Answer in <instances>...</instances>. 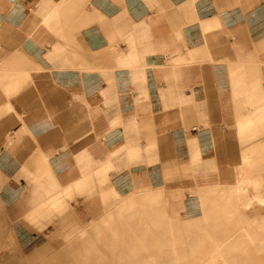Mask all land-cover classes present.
<instances>
[{"label":"crops","instance_id":"0c3cea01","mask_svg":"<svg viewBox=\"0 0 264 264\" xmlns=\"http://www.w3.org/2000/svg\"><path fill=\"white\" fill-rule=\"evenodd\" d=\"M255 59L264 63V0H0V77L6 67L7 86L37 105L34 111L53 107L54 121L48 117L38 134L46 153L69 139L98 172L121 148L112 163L126 170L108 174L122 184L153 159L150 141L160 147L158 159L177 155L182 169L221 163L235 151L229 137L239 121L264 120V85L238 76L239 66ZM232 86L236 102H251L238 111L235 129L222 113V89ZM17 124L10 135L21 142L29 130L23 119ZM78 169L76 161L65 177L89 176Z\"/></svg>","mask_w":264,"mask_h":264},{"label":"rangeland","instance_id":"374dc122","mask_svg":"<svg viewBox=\"0 0 264 264\" xmlns=\"http://www.w3.org/2000/svg\"><path fill=\"white\" fill-rule=\"evenodd\" d=\"M259 60H248V62L243 63V66H239L240 71L238 76L240 74H243L244 76L246 75L242 83H256L259 85H264V63L258 62ZM243 68H245L246 71H244ZM13 69L15 70L12 65L8 67V70L10 71H13ZM2 70L4 71L2 73H5L6 76L4 74L3 79L0 77V81L6 86L0 88V96H3L0 103V201L2 200L3 202V205H0V222L1 225L2 223H5V227H8V234L12 233L11 237H9L12 238V240L8 237H5L7 231L0 234V236H3L4 238L0 239V254H4L3 257H0V264H6L8 261L18 259V255L15 256L16 254L24 252L26 255H28L33 251L36 252V249L38 250V248L41 251V254H39V256L37 254L36 258L39 257V260L33 258V254V257H30L31 260L29 259V262L32 264V259H34V264H48L47 259L50 250H48L49 247L47 245L50 243V246L55 244V242L58 241L56 240V237L63 239L67 235L73 236V238L82 235H84L83 237L93 235V230L90 229L91 224H89V221H91L92 218H95L97 215L98 217L96 218L99 219L103 212L109 211L115 204V197L117 196L126 197L129 194H133V197H135L136 194V197L133 199L134 205L128 210L129 213L135 211L137 213H143L145 204L150 203L152 206H156V209L158 207V212H162V216L164 217V215L169 214V204H166V199L168 197L167 190H169V188L183 189L184 197H186L187 195H190L189 189L195 183L205 184L206 180L208 179L212 181L218 180L220 182L221 180L225 181L234 176V168L237 166V161L241 159V157H248L249 155L252 156V158L249 159L248 163L250 166L248 169H252V172L254 171L264 173V120H260L255 125L257 127H255L256 130L244 129L242 132H240L241 129H239V132L229 137V140L231 141L230 145L236 146V150L228 151L221 163L217 161H211V163L207 165L205 164L206 162L201 161V168L183 167L182 169V161L178 160L177 155H175L170 161L165 160L166 158L163 160L160 158L158 159V156H160V151H158L160 147L158 148V146H156L155 150H150L149 148L146 150L149 155L153 157V159L151 158V160H148L146 163L147 168L142 170L141 173H138L137 176H132L130 183L122 184L119 183L118 177H114V175L110 176L108 174L109 171H113L115 174L125 171L126 169L121 167V161L116 160V162L112 163L108 167L106 174H96L97 168L93 170L88 168V166L86 167L89 162V158H87L88 155H86L85 152H80L79 148L77 149L76 144L73 143L74 145L72 146V144L67 142L61 149H54L50 161L46 162L54 169V174H51V171L49 170L50 166H45L46 163H44V166L41 164V161L43 160V157L45 156L48 149L39 141V138L41 137L38 134L41 129L40 124L47 122L46 120L48 117L50 121H54L55 114L54 110L52 109L53 107H51V110H47V105H42L41 108L38 109L41 110L43 108L42 111H34L33 107L35 108L37 105L24 104V98L22 97L21 93L16 88L7 86L6 78L8 77V73H6V67ZM233 78L232 81H230L232 85L235 82L233 81ZM233 88L234 86L222 89L224 91L223 96L226 99V103L222 104L224 109L222 113L224 115L223 120H225L227 117L225 115L226 113L229 114L228 116L232 117V128L235 129L237 126L235 119L238 115V111L240 109L246 110L249 108L251 106V102H246L244 104L236 102L233 95ZM261 88L263 90L264 86ZM63 106L65 108L67 107V104H64ZM17 114L23 117L22 119L24 122H26L29 130L21 142H16L11 139V131L9 127L2 128V126H5V122L2 121L7 119L6 122H10ZM223 120L222 122H224ZM6 125H8V123H6ZM21 125L22 124H17L13 125L12 127L17 129ZM253 131H255L254 134L251 133ZM61 138L65 139L63 136H61ZM83 147L86 148V146ZM78 152L80 155L84 156H82V159H78ZM255 152L257 158H254L253 156V153ZM194 153L195 152L191 153V164L198 162L197 157L193 156ZM76 161H78V171L80 173L81 170L85 173L87 172L89 176L83 183V187L76 188L74 193L69 196V207H67L64 211L55 212L57 214L49 215L46 218L36 214H31L30 212L32 211L29 209V205H27V198L29 197V188H31L32 185L29 180L35 176H33V174L30 175L29 172H36L35 174L37 178L42 180L38 183L39 188L41 190L44 189L43 192H45V194H49L51 192L49 191V188H52L56 180L65 179V173L67 169H69V167ZM250 162H254L255 165L254 163ZM31 163H34L35 167L27 168ZM37 165L41 166L37 167ZM175 168L181 169V173L170 175V181L166 182L168 180L169 171L173 169L175 170ZM147 169L148 172H146ZM38 170H40L39 174L37 172ZM67 174H69V172ZM199 174H202V176ZM16 180H22V182L18 183ZM147 181H150L153 185L158 184V186L147 185L148 187L163 188V191H161L162 195L159 194L160 197L163 196L162 199L159 197L156 200H142L140 195L141 189L139 188L145 187L142 184L146 183ZM43 186H45V188H43ZM137 195L140 197L138 200H136L138 197ZM246 209L247 205H245V207L239 208L237 210L239 214L237 213L233 215L228 223L217 226L216 230L210 229L211 225H209V223H203L197 227L198 229H195L197 231H192L193 228H190L188 232L207 233L211 235L210 238L205 239L202 242L203 246L200 248V251L208 252L212 249L213 244L221 242V237L234 234L237 228L248 223L249 214L248 210ZM196 212L200 213L201 209H196ZM127 213L122 215V217L117 216V228L122 229L125 226L122 219L123 217L125 219L129 217V214ZM138 216L139 215H136L134 218H137ZM105 224L106 223H101L100 225L101 228H103L101 234L106 236L108 234L107 229L111 226H107V224ZM113 226L114 225H112V227ZM175 227L183 228L179 225H176ZM253 228L256 230L258 236H264V231H261L257 225H253ZM183 232L188 233L187 231ZM104 240L105 238H102L99 240V242L103 243ZM257 242H259V237L256 243ZM246 243L247 246L242 247L241 250L249 253L248 258L251 260V262L248 264H262L264 262V249L262 252L260 251L263 254L260 256V252L255 247V245L248 244V242ZM45 246L48 247L47 251ZM41 248L43 249L41 250ZM50 249L52 251V247H50ZM44 251L48 252L46 253V256ZM42 252L45 257H43ZM182 264L194 263L188 261L182 262Z\"/></svg>","mask_w":264,"mask_h":264},{"label":"bare ground","instance_id":"6f19581e","mask_svg":"<svg viewBox=\"0 0 264 264\" xmlns=\"http://www.w3.org/2000/svg\"><path fill=\"white\" fill-rule=\"evenodd\" d=\"M58 9L59 6L52 11L55 12ZM47 16L48 20L51 19V15L48 14ZM4 74L2 77H4ZM252 95L254 96L253 93ZM258 116L259 109L255 108L254 117L257 118ZM6 120L7 119L2 121L5 122V126H2V128H10L20 122L22 118L17 114L10 122H6ZM258 122L259 120L257 119L239 121L238 128L241 129L240 132H242L246 127L251 125L255 126ZM6 123H8V125H6ZM74 134L76 133H73V135ZM68 141L69 139L65 140V143ZM148 148L150 150H155L156 141H150L147 149ZM120 149L111 154L112 158L106 161L105 167L99 168L97 172L99 175L106 174L107 168L112 164L113 159L119 156ZM51 153L52 151L46 153L45 162H42L43 166ZM253 154L254 158H257L256 152ZM251 158L252 156L249 155L248 157H241V159L237 161V166L234 168L235 174L232 178L206 185L193 184L189 189L191 196L187 199L184 198L183 190L175 189L171 191L170 200H168V197L166 199V204H169V214L164 215V217L162 216V212H158V207L156 209V206H152L150 203L145 204L143 213H137L136 211L129 213L128 210L133 207V199L136 197V194L135 197H133V194H129L126 197H115L116 202L109 211L103 212L99 219L96 218L98 217L97 215L89 221V224H91L90 229L93 230V235L88 237H83L84 235H82L76 238L67 235L63 239L56 237L58 241L55 242V244L50 246V243L47 245L49 248L45 246L46 251L47 248L50 250L49 253L44 251L45 256L46 253L49 254L47 263L182 264V262L191 261L194 264H248L251 262L248 258L249 253L241 250L242 247L247 246L246 242L255 245L259 252H262L264 249V236H258L256 230L253 228V225H257L261 231H264V173L252 172V169H248L250 166L248 162ZM45 166L49 167V164L46 163ZM49 170L51 174H54L51 167ZM37 172L39 174L40 170ZM178 172H180V170L176 168L175 170H170L166 182L170 181V175L174 173L177 174ZM35 173L34 171L29 173L30 175L33 174L35 177L29 180L32 185L31 188H29V197H26L27 205H29V209L32 211L30 212L31 214H36L45 218L49 215L57 214L55 212L64 211L69 207V196L74 193L76 188H82L83 183L87 179L85 175L81 177L69 175L65 177V179L56 180L52 188H49L51 192L45 194V192H43L44 189L41 190L38 184L42 180H39ZM74 175L76 174L74 173ZM143 186L145 187L139 189H141L140 195L144 201L158 199L160 197L159 194L163 191L162 187L153 188L146 185ZM43 188H45V186H43ZM162 197L160 198L162 199ZM138 198L140 197L138 196L136 200H138ZM0 205H3L2 200L0 201ZM245 205H247L246 210H248L249 214L248 223L237 228L234 234L221 237V242L213 244L210 251H200V248L203 246L202 242L210 238L211 235L199 232L190 233L188 232L190 228H193L192 231H197L195 229H198V226L203 223H209V225H211L210 229L216 230L217 226L228 223L233 215L239 214L237 210L245 207ZM198 208L201 209L200 213L196 212ZM125 213L129 214V217L127 219L123 217L122 221L125 226L119 229L117 228L118 225L116 226L118 223L117 218L119 216L122 217ZM136 215L139 216L134 218ZM101 223H106L107 226H111L108 227V234L106 236L101 234L103 230L100 225ZM112 225L114 226L112 227ZM176 225L182 226L183 228L175 227ZM7 229L8 227H5V223L1 225L0 222V234L6 232ZM183 231H187L188 233ZM6 233L5 237H11L12 233L8 234V231ZM258 237L259 242L256 243ZM102 238H105L103 243L99 242ZM0 239H4L3 236H0ZM9 239L12 240V238ZM50 247H52V251ZM42 249L43 248H41V250ZM38 250L36 249V252L33 251L28 255L24 252L16 254L15 256L18 255V259L13 258V261H8L6 264H31V262H29L31 260L30 257H33L34 254L33 258H36L37 254L38 256L41 254V251ZM261 252L259 253L260 256L263 255ZM3 255L0 254V257H3ZM45 256L43 255V257ZM36 259L39 260V257ZM32 260V264H34L35 261L34 259ZM262 264H264V262Z\"/></svg>","mask_w":264,"mask_h":264}]
</instances>
